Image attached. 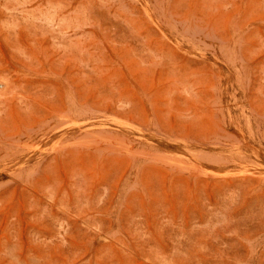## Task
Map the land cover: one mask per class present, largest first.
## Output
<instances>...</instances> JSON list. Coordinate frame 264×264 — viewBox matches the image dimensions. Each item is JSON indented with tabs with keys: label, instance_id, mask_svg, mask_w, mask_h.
Masks as SVG:
<instances>
[{
	"label": "rangeland",
	"instance_id": "1",
	"mask_svg": "<svg viewBox=\"0 0 264 264\" xmlns=\"http://www.w3.org/2000/svg\"><path fill=\"white\" fill-rule=\"evenodd\" d=\"M0 264H264V0H0Z\"/></svg>",
	"mask_w": 264,
	"mask_h": 264
}]
</instances>
